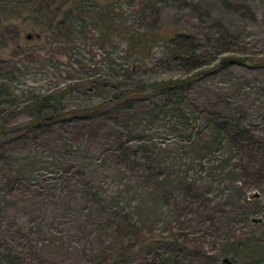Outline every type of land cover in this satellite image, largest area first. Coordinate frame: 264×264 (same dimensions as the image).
Returning a JSON list of instances; mask_svg holds the SVG:
<instances>
[{
	"label": "rangeland",
	"instance_id": "rangeland-1",
	"mask_svg": "<svg viewBox=\"0 0 264 264\" xmlns=\"http://www.w3.org/2000/svg\"><path fill=\"white\" fill-rule=\"evenodd\" d=\"M32 1L0 0V247L8 260L264 264V62L216 63L264 60V0H81L75 12L111 16L115 26L103 34L86 16L66 18L74 2L36 0L84 24L64 38L31 22ZM120 29L146 35L149 49H128ZM168 45L188 54L173 58ZM192 73L174 91L50 115ZM43 94L55 96L45 120L26 124V105ZM218 121L226 129L211 128ZM246 239L261 245L262 261L223 251Z\"/></svg>",
	"mask_w": 264,
	"mask_h": 264
},
{
	"label": "trees",
	"instance_id": "trees-1",
	"mask_svg": "<svg viewBox=\"0 0 264 264\" xmlns=\"http://www.w3.org/2000/svg\"><path fill=\"white\" fill-rule=\"evenodd\" d=\"M68 1L74 2V5L72 7L70 6L69 11L68 10L64 11L66 18H68L69 15H72L75 13L74 16H77V19L83 22V16H86L87 18H90L91 19L90 21L93 22L94 24H98L99 26H105V29L103 31H100L101 32L100 34H103V32L106 30L109 31V28H112L115 26L113 21L112 20L110 21L111 16L106 17L103 11L98 12L95 10L94 12L95 14L93 16L91 14H88L89 12H83V11L81 12V10L80 11L78 10L77 12H75L74 10H76L77 7H80L79 2L81 0L79 1L68 0ZM35 2L36 0H33L27 6L25 12L26 13L31 12L33 14V16L30 17L31 22L33 24H37L39 28H41L43 32H45L46 34L52 35L57 38H64L63 35H66L67 33L78 35L79 32H81V28L84 26V24L81 25L82 27H79L80 25L77 24L75 17L71 21L65 19V17H61L58 19V17H56L57 12L54 15L51 13L48 14V11H43L39 5H35ZM54 2L55 0H45V5H52ZM62 7H63L62 4L56 5L55 10H58ZM86 9H89V7H87ZM10 12L13 13L16 11L11 10ZM3 21H4V18H3ZM63 23L66 25V28L62 27ZM120 31L125 33L126 42H127L126 46L128 47V49L130 50L149 49L150 45L148 44V41L150 39L148 37H145L146 35H143L141 32L131 33L127 31L126 29L124 30L120 29ZM166 51L173 58L175 57L183 58L186 56V54H188L186 49L182 47L171 46V45L167 46ZM234 59H238L241 62H244V63L247 62L252 65H258L259 63L264 62V60H259L257 58L248 57V56L237 57V58L233 56H222L221 58H219V60L216 61V63L220 64L222 62H229ZM194 75L195 73L185 75L182 77L144 81L136 85L123 88L113 93L111 96L103 98L101 101L95 104L84 105V106H79L76 108H70V109H64V110H57L56 114L50 113V115L60 116L61 114H69L71 116H77L80 114H87V113L94 111V109H96L98 106L101 107L103 104L106 103V100L120 99L124 96L138 95L139 93L146 91V90H158V89L165 90L167 89L168 91L170 90L174 91V89L181 87L183 84H186L189 80H191L194 77ZM54 99H55V96L52 94H43V95L33 97L29 101V103L26 105V107L28 106L26 110L31 115L30 120L26 124L33 125L35 123H42L45 120V117L42 113V108L47 106L50 100H54ZM175 102L178 104L184 103L185 98L181 95L176 94ZM210 124H211V128L214 127L216 124H220L222 126V128L214 127L215 130L226 129L225 121H218L216 123H210ZM1 133L2 132L0 131V134ZM223 251L229 252L233 256L239 253L248 254L250 257H254L257 260L262 261V257L260 255L261 245L257 243H253L249 241V239H246L245 242L243 241L230 242L229 244L223 247ZM0 264H16L15 261L13 262L12 260H8V258L3 253L1 247H0Z\"/></svg>",
	"mask_w": 264,
	"mask_h": 264
},
{
	"label": "water",
	"instance_id": "water-1",
	"mask_svg": "<svg viewBox=\"0 0 264 264\" xmlns=\"http://www.w3.org/2000/svg\"><path fill=\"white\" fill-rule=\"evenodd\" d=\"M26 36H29V34H26ZM256 195H257L256 192H252V193L250 194V196H256ZM251 219H252L253 221H258V220H259V217H251ZM223 261H225L226 263H230L229 259L226 258V257H223Z\"/></svg>",
	"mask_w": 264,
	"mask_h": 264
},
{
	"label": "flooded vegetation",
	"instance_id": "flooded-vegetation-1",
	"mask_svg": "<svg viewBox=\"0 0 264 264\" xmlns=\"http://www.w3.org/2000/svg\"><path fill=\"white\" fill-rule=\"evenodd\" d=\"M37 35H40V33H37ZM227 264H229V263H227ZM231 264V263H230Z\"/></svg>",
	"mask_w": 264,
	"mask_h": 264
}]
</instances>
